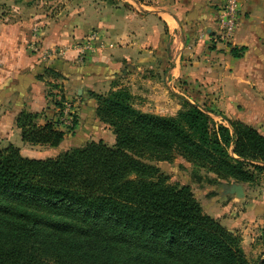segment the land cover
<instances>
[{
	"label": "trees",
	"instance_id": "trees-1",
	"mask_svg": "<svg viewBox=\"0 0 264 264\" xmlns=\"http://www.w3.org/2000/svg\"><path fill=\"white\" fill-rule=\"evenodd\" d=\"M50 75L59 77L45 68L37 78ZM87 93L113 144L91 140L46 158L11 143L0 149V264H251L239 236L155 162L178 154L213 172L212 182L253 184L264 170V134L241 120L216 123L186 100L159 115L136 108L125 87ZM41 114L21 110L15 125L23 142L55 147L64 131L51 119L39 123Z\"/></svg>",
	"mask_w": 264,
	"mask_h": 264
},
{
	"label": "crops",
	"instance_id": "crops-1",
	"mask_svg": "<svg viewBox=\"0 0 264 264\" xmlns=\"http://www.w3.org/2000/svg\"><path fill=\"white\" fill-rule=\"evenodd\" d=\"M100 2L40 19L36 52L29 47L35 37L26 30L29 21L0 22V144L27 145L15 125L21 110L41 112L40 123L58 117L45 95V82L37 78L45 66L62 68L78 93L98 86L125 87L135 107L145 112L173 115L186 100L219 123L238 119L257 128L264 124V0H239L238 22L229 40L218 34L225 0H120L118 6ZM88 8L99 17L85 14ZM107 10L109 16H100ZM91 29L102 35L91 41L103 45L83 54L80 41ZM232 47L244 48L239 57L232 55ZM46 48L63 55L46 56ZM81 104L91 124L105 125L91 115L88 100ZM82 108L80 116L86 119ZM61 145L47 148L58 152ZM222 189L229 201L241 199L229 186ZM263 207L264 200H256L245 213L258 217Z\"/></svg>",
	"mask_w": 264,
	"mask_h": 264
},
{
	"label": "rangeland",
	"instance_id": "rangeland-1",
	"mask_svg": "<svg viewBox=\"0 0 264 264\" xmlns=\"http://www.w3.org/2000/svg\"><path fill=\"white\" fill-rule=\"evenodd\" d=\"M100 1H103L107 4H111L112 6H118L120 4V0H0V22H9L18 18H24L25 20L29 21L26 30H28L30 34L35 35L34 39L30 42L29 47L31 52H36L40 48L41 42L39 40V36L41 34L40 31L43 28V23L39 22L40 19H42L43 21L48 20V18H54L56 15L64 16L65 13L70 12L71 8L73 10L74 7L79 4L81 6H88L92 2H98V5H102ZM98 11L101 10L99 9ZM85 14L93 18H97V16L99 17L97 11H89V8L88 11L85 12ZM102 15L109 16L110 11L107 10L105 12L100 13V16ZM85 35V38H81L80 41V49L82 50H80L81 53L85 54L86 51H93L97 50L98 48H101V46L103 45L101 44V42H97L95 40L91 41L95 38V35L99 37L102 36L97 29H91ZM109 46H112V43H110ZM44 52L46 56L63 55L62 53H58V51L55 53L54 51L49 52L48 48H46ZM42 68L43 69L37 74L43 73L45 68H51V70L59 73V77L56 76L57 78L52 77L51 75L45 77L46 82L47 80H50L55 84V86H53L51 85V83L48 84L45 82V95H47L48 92H51L52 96L56 100L60 101V107H55L57 109L56 112L58 117L56 119L52 118L51 120L55 122L56 126L59 129L64 131V137L60 142L62 143V147L57 152L53 149H48L47 147L49 146L47 145L29 144L26 142L24 143H26L27 145L22 144V146H20V144L15 143L11 144L18 147L22 155L34 158L53 157L68 148L81 146L91 140H102L106 144H113L115 136L112 132V129L105 123L104 126L102 123L100 124L98 122L96 124H91L89 120L90 118L88 117L89 112H86L87 109L82 108V104H79L83 100H88L91 105L88 110L91 109V115L93 116V114H95L97 102L94 97L88 95L87 91L91 90L97 94H104L110 89H115L113 88L114 86L112 85L109 88L107 86H98L95 88L91 87L92 89L89 88L85 92L78 93L76 91V85L72 86L67 83L68 77L66 75V72H63L64 70L62 68H54L50 66H45ZM82 89H84V86L82 87ZM47 100L48 103H51V101L49 102L50 96L48 97V95ZM134 103L135 102L133 99L132 104L134 105ZM81 108L85 109V114L87 115L86 119H83L80 116L82 112ZM174 109H176L175 106H173V109H171V111L175 112L176 110ZM211 117L216 123H219L218 121H216L215 117ZM73 119L76 120V125L80 123L81 125H74L72 123ZM225 125H228V123H226ZM79 126L81 127L80 129ZM253 127L256 128L260 133L264 134V124L259 125L258 128H260V130L255 126ZM7 144L9 143L0 144V149L6 146ZM29 146H31L30 149ZM155 163L160 168V170L165 175H167V181L169 183L188 185L196 200L199 202L203 212L214 217L216 220H218L220 224H222L223 226L231 230L234 234H237L239 236L240 246L242 247L244 254L249 259L251 264H260L261 261H264V211H260L258 217H255L253 215L250 216L249 214L246 215L245 213L246 208L248 206H252L253 202H256V200H264V170L255 171V183L250 184L246 182L244 184H241L234 180L226 181L222 179H217L216 182H212L211 179L216 177L213 172L207 170L206 168H198L197 166L185 160L182 156L178 154H175L172 160L170 161H156ZM235 184H240L241 186L242 192H239V194H237L235 191ZM224 186L226 188L229 186L231 193L235 196H239L241 199L234 202L229 201V197L227 199V197L223 196L224 194L222 188H225ZM212 196H215L214 202L211 201ZM218 213L219 215L222 214V218H224L222 219L221 217H219ZM239 216H244L242 217V223L239 224V227L238 225L237 227H234L233 224L235 220L239 218ZM253 218H255L254 221H252Z\"/></svg>",
	"mask_w": 264,
	"mask_h": 264
},
{
	"label": "built area",
	"instance_id": "built-area-1",
	"mask_svg": "<svg viewBox=\"0 0 264 264\" xmlns=\"http://www.w3.org/2000/svg\"><path fill=\"white\" fill-rule=\"evenodd\" d=\"M239 0H225L217 19L218 34L221 39L229 40L235 32L238 22Z\"/></svg>",
	"mask_w": 264,
	"mask_h": 264
},
{
	"label": "water",
	"instance_id": "water-1",
	"mask_svg": "<svg viewBox=\"0 0 264 264\" xmlns=\"http://www.w3.org/2000/svg\"><path fill=\"white\" fill-rule=\"evenodd\" d=\"M234 188H236L235 191H236L237 194H239V192H242L240 184H235Z\"/></svg>",
	"mask_w": 264,
	"mask_h": 264
}]
</instances>
